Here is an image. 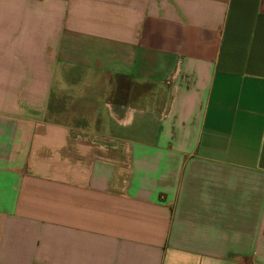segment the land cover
Wrapping results in <instances>:
<instances>
[{"label":"crops","instance_id":"crops-1","mask_svg":"<svg viewBox=\"0 0 264 264\" xmlns=\"http://www.w3.org/2000/svg\"><path fill=\"white\" fill-rule=\"evenodd\" d=\"M0 264H264V0H0Z\"/></svg>","mask_w":264,"mask_h":264}]
</instances>
